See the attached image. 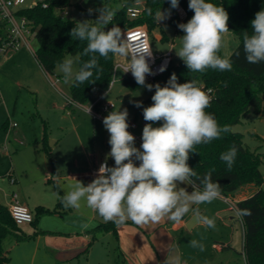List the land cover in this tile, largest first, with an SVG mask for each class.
Returning <instances> with one entry per match:
<instances>
[{
  "label": "rangeland",
  "instance_id": "374dc122",
  "mask_svg": "<svg viewBox=\"0 0 264 264\" xmlns=\"http://www.w3.org/2000/svg\"><path fill=\"white\" fill-rule=\"evenodd\" d=\"M37 1L26 0L22 7L31 6ZM103 1L72 0L66 7V16L77 21L89 20V23L100 26L95 21L99 13L93 12L89 15L87 10L98 9L97 4ZM124 3L125 0H111L114 8H119ZM167 19L161 21V28L168 38L161 40V28L157 27L151 33L148 29L151 34L150 42L153 50L157 52L170 50L173 63H177L182 59L176 55L175 50L180 48V38L184 33L177 31ZM229 30L218 53L221 57H229L240 42L239 36L232 29ZM31 45L36 50L38 44L35 36H31ZM114 56L116 63L130 62L128 56ZM66 58L73 59V71H78V57L68 55ZM113 76L114 84L102 89L100 98L94 99L97 93L93 92L88 103L83 105L89 106L99 99L112 101L115 103L114 111H123L126 108L129 114L127 122L139 124L137 128H128V131L131 134L140 133L141 122L144 120L143 108L149 106L147 102L155 93V88L152 91L142 86L129 89L124 84L127 74L121 67L113 72ZM52 77L53 80L46 76L33 52L25 48L21 47L18 51L10 49L1 56L0 204L7 207L9 202L5 194L15 190L21 198L27 199L25 203L30 208L34 201L39 200V203H49L44 205L54 209L58 206L56 183L63 197L71 190L76 180L87 186L95 179L87 174L106 159L110 152V134L103 125V119L109 112H102L101 118H93L84 106H76V109L72 110V107L67 106L66 98L70 96V83L64 82V75L59 67H56ZM157 83L161 84V80L146 82L153 85ZM130 101H143L145 104L137 109L129 106L132 104ZM233 129L243 133L244 142L252 151L257 150L262 154L261 170L264 174V116L252 108L240 122L233 125ZM52 140H56L53 145ZM141 144L135 140L134 146L139 149ZM45 145L48 146L49 153L43 149ZM107 160L110 167L115 166L114 159ZM134 162L137 166L140 163L135 159ZM12 179H15V182H12ZM179 187L192 191L187 185ZM256 188L254 183L245 184L234 194L226 196L227 199L220 197L212 203L191 206V209L198 210L201 216L214 219L215 228H208L202 223L189 227L188 223L192 217L179 228L176 233L180 239H198L204 244L203 251L199 248L189 249L184 264H246L242 252V226L237 211L231 207L230 202L236 204L238 199L253 193ZM57 209L59 211L42 214L35 224L21 225L28 236L26 240L16 242L13 237L6 238L5 247L11 256L8 264H118L115 250L117 243L111 232H98L92 243L90 235L85 233V230L95 226L98 221H104L98 213L89 209L84 201H81L79 210L65 208L64 205ZM169 222L174 223L171 220ZM158 224L142 227H154ZM135 225L127 224L121 231L124 234V244L130 247L126 257L130 263L143 264L141 258L138 263L136 259L145 254L142 251V255L137 256L132 241L128 239ZM182 229H185V232H182ZM173 231L175 233L176 229ZM223 242H229L231 246L223 251L216 250L213 244Z\"/></svg>",
  "mask_w": 264,
  "mask_h": 264
},
{
  "label": "clouds",
  "instance_id": "9594fccd",
  "mask_svg": "<svg viewBox=\"0 0 264 264\" xmlns=\"http://www.w3.org/2000/svg\"><path fill=\"white\" fill-rule=\"evenodd\" d=\"M169 2L170 9L156 11L154 20L158 24L169 18L171 9L179 7V0ZM188 7L194 15L187 23L178 24L184 35L180 38V48L175 50L176 55L192 72L202 73L208 68L231 71L233 64L230 57L218 55L224 45L225 34L230 32L229 15L224 7L207 0H189ZM87 11L89 15L99 13L95 21L101 27L90 25L89 20L78 21L69 34L77 40L87 41L83 55L92 54L91 58L75 73L71 58H66L58 66L64 75V82L74 86L89 81L93 77V69L101 71L96 54L104 58L109 53L129 55V45L121 28L113 25L104 30L111 24L114 12L104 6ZM146 11L152 15L151 8ZM251 28V34L244 32L243 51L248 63L258 64L264 62V9L255 14ZM151 55V50L132 55L130 67L125 69V72L131 71L139 86L149 91L155 88L153 104L143 108V117L148 123L142 130L140 148L134 146L135 137L128 131V110L109 113L103 119V125L110 134V152L92 182L85 186L76 180L71 190L65 193L62 200L65 208L79 210L81 201H84L104 221L116 225H123L129 220L141 226L158 224L165 217L179 224L192 210L193 204L212 203L220 198L221 186L212 180V172L201 179L188 164L190 154L197 153L195 146L208 144L231 131L228 125L221 127L215 117L205 111L214 98L210 95L212 89L203 90L196 80L178 83L175 73L163 87L159 83L146 84V76L156 74L146 59ZM165 70L166 65L159 68L160 73ZM130 103L137 108L143 107L141 101ZM160 121H163L161 126L153 127ZM237 151L233 146L220 156L229 170ZM108 158L114 159V167L108 166ZM133 158L140 162L138 166ZM196 180L202 188L196 186ZM179 185L190 186L192 191ZM237 215L243 218L251 216L252 212L250 209H237ZM201 223L215 228L214 219L201 216L196 210L189 224L195 226ZM189 243L193 248L204 250V244L199 240L193 239ZM175 264H181L179 257Z\"/></svg>",
  "mask_w": 264,
  "mask_h": 264
},
{
  "label": "trees",
  "instance_id": "16d2710c",
  "mask_svg": "<svg viewBox=\"0 0 264 264\" xmlns=\"http://www.w3.org/2000/svg\"><path fill=\"white\" fill-rule=\"evenodd\" d=\"M45 1L48 3L47 6H43L42 0H38L33 5L21 7L17 11L18 15L27 17L36 30L35 37L38 45L35 56L38 63L46 72L53 74L56 67L68 55H76L80 68L84 62L91 58L92 54L83 55L87 41L77 40L69 34L78 21L60 13L61 10L71 4L72 0ZM137 1L140 0H125L122 6L114 8L111 5V0H104L97 6L111 9L114 12L111 24H116L121 30L139 24H146L150 33L154 28H161L160 23L158 24L154 20V16L158 9H161V11L170 9L169 0H142L144 5L141 12L137 17L130 18L127 13L128 8L134 7ZM207 2L224 7L229 15L228 28L239 36L240 42L229 56L233 64L231 71L208 68L202 73L192 72L183 60L177 63L172 61L167 70L157 76L155 81L161 80L160 85L163 87L170 76L175 73L178 83L196 80L203 90L212 89L210 95L214 98L205 111L212 114L221 127L228 125L231 131L223 133L219 139H215L208 144L195 146L197 153L190 154L188 164L201 179L211 171L212 180L220 184L221 194L224 196L234 194L245 184L254 183L257 186L253 193L237 200L236 205L238 209H250L252 212L251 216L241 218L243 225L242 252L245 255L246 262L247 264H264V174L261 170L262 154L257 150L252 151L245 144L243 133L233 129V125L240 122L241 118L252 108L256 113L264 116V62L258 64L248 63L243 51L244 32L251 34V21L255 18L257 12L264 9V0H207ZM188 4L189 0H179V5L185 9V16L180 17L176 9H171L172 15L168 19L176 27V30L181 33L184 32L178 27V24L187 23L194 15ZM148 8L152 9L151 16L146 11ZM89 24L97 26L93 23ZM4 32L5 22L0 19V33L3 34ZM161 34L162 38L166 37L162 28ZM237 52L239 53L238 56L236 55ZM96 56L101 71L97 72L96 69H93V77L89 81L78 86H74L72 83L70 85V97L78 102H87L92 94L93 87L97 86L105 89L113 78L116 64L115 56L112 53H109L107 58L100 57L99 54H96ZM124 84L131 90L141 87L129 75L124 78ZM152 96L147 102L149 106L153 104ZM141 102L144 106L145 103ZM67 106L69 107V105ZM129 106L135 107L134 103ZM162 123L163 121L154 123L153 127H159ZM233 146L238 151L233 166L229 170L220 156ZM43 149L49 153L48 146H43ZM56 185L58 206L54 209L43 205L36 206L32 223L35 224L44 213L59 211L57 208L63 205V196L57 183ZM196 186L202 188L199 180H196ZM118 226L111 221H100L94 227L88 229L87 232L92 235V242L97 238L98 232L111 231L118 236ZM7 237H13L17 242L28 238L22 227L11 216L8 207L0 204V264H6L10 259L8 250L5 247ZM117 262L118 264H128L125 259L117 260Z\"/></svg>",
  "mask_w": 264,
  "mask_h": 264
},
{
  "label": "built area",
  "instance_id": "2783aa9c",
  "mask_svg": "<svg viewBox=\"0 0 264 264\" xmlns=\"http://www.w3.org/2000/svg\"><path fill=\"white\" fill-rule=\"evenodd\" d=\"M25 1L26 0H0V19L5 22V32L3 34L0 33V59L1 56H3V54H5L8 50L11 49L13 51H16L21 47H26L31 52H33V54H35V50L31 45V36H35L36 30L33 28L31 22L28 20L27 17L23 15H18L17 13L18 9L22 7ZM42 5L47 6L48 3L45 0H42ZM176 11L180 15L185 14V9L181 5H179V7L176 8ZM140 12L141 9L138 7H129L127 11L130 18L137 17ZM60 13L66 16L67 14L66 8L61 10ZM122 32L124 33V37L126 38V43L129 45L128 57L130 62L128 64H123L120 62L116 63L114 67V73L119 67L123 68L124 71L125 69L129 68L132 55L138 54L139 52H142L144 50H151L152 55L150 57H146V59L149 63L150 68L156 74L147 75L146 81L147 82L155 81L156 77L163 74L170 66L172 62V52L168 50L163 53H160L153 50L150 42V33L148 31L146 24H139V25L123 28ZM162 65H166V70L163 73H160L159 68ZM126 74L133 77L131 71L126 72ZM114 77L115 76H113L112 80L110 81L108 85L109 87H111L114 84L115 82ZM66 98H67V105H69V107L84 106L83 103L72 99L70 96H66ZM84 108L87 113H89L90 110L89 114H91L93 118H101L102 112L111 113L112 111H114L115 103L112 101L105 102L102 99H99L95 103L89 106H84ZM128 123H129V128L132 129L137 128L139 126L137 122L128 121ZM146 123L148 122L143 120L141 122V126L144 127ZM133 135L135 137V140H137L138 142L142 141L141 139L142 133L133 134ZM104 162L105 160L101 161L98 167L94 169L93 171L94 177H96L100 165ZM107 164L109 166L108 161ZM12 182H15V179H12ZM8 195H9L8 209L15 222L19 225L24 223H31L34 218V215L26 205L21 203L19 198V193L13 190ZM230 205L233 209H236L237 211L238 207L236 204L230 202ZM239 218L241 220V217Z\"/></svg>",
  "mask_w": 264,
  "mask_h": 264
},
{
  "label": "crops",
  "instance_id": "0c3cea01",
  "mask_svg": "<svg viewBox=\"0 0 264 264\" xmlns=\"http://www.w3.org/2000/svg\"><path fill=\"white\" fill-rule=\"evenodd\" d=\"M143 5H144L143 1L140 0V1L136 2L135 7H138V8H140L142 10L143 9ZM171 15L172 14H170V17H171ZM183 16H185V14L180 15V17H183ZM160 25H162L161 22H160ZM165 38L166 39L168 38L167 35H166ZM165 38H162V34H161L160 39L162 40V39H165ZM22 48L27 49L26 47H22ZM20 49H18V50H20ZM18 50H16V51H18ZM27 50L30 51L29 49H27ZM34 56H35V54H34ZM35 58H36V56H35ZM41 68H42V66H41ZM42 70L45 72V74H46V76L48 78L53 80L52 74L46 72L43 68H42ZM70 85H71V83H70ZM105 89H107V88H105ZM101 90H102V88H100V87H97V86L93 87L92 93L93 92L97 93V96H95L94 99L100 98L102 96V94H100ZM87 103H88V101L85 102V104H87ZM71 109L75 110L76 108L72 107ZM142 130H143V127H141L140 133H135V134H141ZM54 143H56V140H52L51 144L53 145ZM140 143H142V141ZM97 167H95V168H97ZM109 167H110V164H109ZM94 169H93V171H94ZM93 171L88 173L87 175L91 176V177H94L93 176ZM50 178H52V177H49V179ZM8 194L9 193H7L5 195H6V198L8 199V202H9V195ZM220 197H222L224 199H227L226 196H224L222 194H221ZM19 198H20L21 203L28 207V205L25 203V200H27V199L25 197L21 198L20 195H19ZM39 202H40L39 200H36V201L33 202L32 208L28 207L32 211L33 215L35 214V207L36 206H38V205L45 206L44 204L49 205V203H46V202H43L44 204H41ZM37 203H39V204H37ZM194 213H195L194 210L188 212L186 214V216L183 218L182 222L179 223V224H177L175 222L173 224H170V222H169L170 220L167 217H165L160 224L155 225L154 227L151 226V227L144 228V227L136 224L135 225L136 227L133 228V230H131V232H130L131 234L128 236V239H129V241L130 240L132 241V242L131 241L130 242H131V244L133 243V246L135 248V252L137 253V256L138 255H142V251L145 254V256L142 255L138 259H136V262L138 263V260L141 258V262L143 264H175L176 258L179 257L180 261H181V264L186 263L185 262L186 261V256L185 255L187 254V251L189 249L193 248V247L190 245V243H189L190 241H186V240H184L182 238L180 239V237L178 236V234L176 232L179 230L180 227H183L185 225V223L189 222L188 220L191 217H193ZM199 214L202 215L200 212H199ZM239 221H240V224H241L242 230H243V225H242V222H241L240 218H239ZM99 222L100 221H98L97 223H99ZM31 223H24V224H31ZM132 223L133 222L130 221V222H126L123 225H119L118 226V236H116L111 231H107V232H111L113 234L115 240H116L117 244H116V249L115 250H116V253H117V260H122V259L124 260L125 259L128 264H133L132 262L130 263L128 261V258L126 257L127 254L130 252V247L129 246L127 247L124 244V240H123L124 239V234H122L121 231L124 230L123 229V228H125L124 226H126L127 224H132ZM24 224H21V225H24ZM191 227H193V226H191ZM174 229H176L175 233L173 231ZM87 230H85V233L90 235V238L92 239V235L89 234L87 232ZM119 232H120V234H119ZM182 232H185V229H182ZM191 240H193V238H191ZM125 243L128 244V242H125ZM215 244H217V245H215ZM213 245L215 246L216 250H218V251H223L224 249L229 248L231 246L229 242H223V244L214 243ZM223 245H224V247H223ZM134 248L132 247V252H133ZM10 259H11V256H10ZM10 259L6 262V264H8ZM245 262H246V258H245ZM246 264H247V262H246Z\"/></svg>",
  "mask_w": 264,
  "mask_h": 264
},
{
  "label": "water",
  "instance_id": "95a60500",
  "mask_svg": "<svg viewBox=\"0 0 264 264\" xmlns=\"http://www.w3.org/2000/svg\"><path fill=\"white\" fill-rule=\"evenodd\" d=\"M113 25L117 26L116 24L112 23V24L107 25L104 30L105 31L109 30ZM51 143H52V141H51ZM188 225H189V227H191V224L188 223Z\"/></svg>",
  "mask_w": 264,
  "mask_h": 264
}]
</instances>
